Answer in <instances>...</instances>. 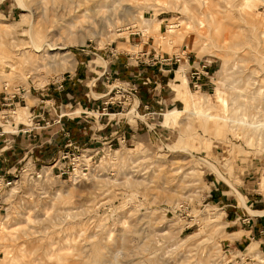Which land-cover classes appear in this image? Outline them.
Returning a JSON list of instances; mask_svg holds the SVG:
<instances>
[{
    "label": "rangeland",
    "instance_id": "1",
    "mask_svg": "<svg viewBox=\"0 0 264 264\" xmlns=\"http://www.w3.org/2000/svg\"><path fill=\"white\" fill-rule=\"evenodd\" d=\"M53 44L69 63L48 64ZM172 55L179 65L160 63ZM0 58V173L12 182L0 264H237L244 253L264 264L252 246H225L219 204L243 207L249 192L264 211V0H0ZM199 60L211 77L195 91ZM51 99L40 127L65 113L81 133L59 130L47 146L57 162L72 143L85 178L1 155V133Z\"/></svg>",
    "mask_w": 264,
    "mask_h": 264
},
{
    "label": "crops",
    "instance_id": "2",
    "mask_svg": "<svg viewBox=\"0 0 264 264\" xmlns=\"http://www.w3.org/2000/svg\"><path fill=\"white\" fill-rule=\"evenodd\" d=\"M202 81L201 85L203 86L205 85V82L202 83ZM44 97H47V94H45ZM50 101H52L53 103L56 102L53 99L49 101L40 100L39 103H36L35 105L30 107L29 113L33 117L29 121L32 122L30 123L31 125H19L21 127L18 126L16 131L1 133V137L7 134L10 135L5 136L6 139H9V146L7 145L3 147L2 152L4 153H2L1 155L8 156V158L11 159L14 164L26 162V164L32 163L33 166L43 167L42 164H47L48 162L55 161L53 157L56 156V154L53 153L51 147L47 146V144H49V140L47 139V137L53 138L54 136H58V134L59 137L64 136V134L59 133V130L67 131L69 133H72V131L81 133L80 127L75 126L79 125L80 121H72L73 119H64L65 116H67L65 113H61L59 116L56 114L58 118H61L59 126L52 127L53 129H45V127H40L41 124L39 123H42L43 120H47V114L50 115L53 110L52 107H47V102ZM62 103H64V101ZM77 106H79L81 109L80 115L89 113V109L88 107H85L84 103L83 106L78 103L75 108H77ZM60 107H62V105H57V108ZM64 107L66 108L67 105H65ZM80 115L77 118H81ZM99 126H101L100 123ZM102 126L103 128H105L106 124H103ZM54 129L55 132H53ZM90 129L94 131L93 127L89 128V130ZM96 130L97 133L91 134L92 140L96 138L98 139L100 137L99 130L101 129L97 128ZM74 135L75 133L72 134L73 137ZM0 142L4 143L5 139L0 140ZM4 150H7V152H5ZM0 161L4 162L5 158H1ZM63 166V163H60L59 161L55 164V166H52V169H61L63 168ZM4 174L9 176L8 174H10V171H4ZM243 197L244 200H246L244 201L243 207H240L238 204H234L233 201L228 200L225 195L224 198L219 200V204H221L222 206L221 210L224 211L223 221L225 224L226 236L224 239L225 246L239 252L242 250L246 251L249 247L252 246L263 255L264 215H261V213H263L264 211L258 209L260 207V202H263V199H260L259 197L255 196L254 193L250 194L249 192H245V195H243ZM239 200L241 199L239 198ZM247 209L252 211L253 214H250ZM254 212L258 213L259 215L255 214ZM249 250L252 251V248H249Z\"/></svg>",
    "mask_w": 264,
    "mask_h": 264
},
{
    "label": "built area",
    "instance_id": "3",
    "mask_svg": "<svg viewBox=\"0 0 264 264\" xmlns=\"http://www.w3.org/2000/svg\"><path fill=\"white\" fill-rule=\"evenodd\" d=\"M160 63L169 66L173 64L179 65L180 58L177 55H172L171 57L160 59ZM189 61V58H187V62ZM209 67L210 63L206 61L199 60L198 62L193 61L192 66H190L189 71L187 72V76L189 79V84L191 85L193 90H200L201 89V81L202 79H210L211 75L209 73ZM121 143H125L124 137L121 139ZM79 149L76 147H73L72 143L68 142V144L65 145L64 151L61 153V155L56 159L57 162L59 161H66V166H63V168L58 169L59 175H71V173H74L77 171V173L82 177L85 178L89 175L92 167L89 162H85L83 160L82 154L79 153ZM57 162H54V166ZM12 182L8 180L7 176L4 173H0V215L5 210V195L7 190L10 188ZM245 254V253H244ZM241 255L236 257L235 261L237 264H252L253 261L250 259V257H242Z\"/></svg>",
    "mask_w": 264,
    "mask_h": 264
},
{
    "label": "bare ground",
    "instance_id": "4",
    "mask_svg": "<svg viewBox=\"0 0 264 264\" xmlns=\"http://www.w3.org/2000/svg\"><path fill=\"white\" fill-rule=\"evenodd\" d=\"M261 1V0H260ZM10 43V42H9ZM10 46H12V48L14 49L15 47H16V45H11V44H9ZM52 46V47H51ZM50 47V49L48 50L49 52H51V53H54V52H56V53H54V54H51L49 57H48V59H49V61H48V64H51V63H53V60L52 59H54V58H56L57 56H58V54H59V59H61L63 62H65V63H69L71 60H70V55H68L67 56V54H63V53H61V52H63V51H65L66 49L64 48V47H56V45H51ZM19 47H20V45H19ZM11 48V47H10ZM17 48V47H16ZM14 52V51H13ZM12 53V52H11ZM68 53V52H67ZM47 55V54H46ZM13 57V56H12ZM46 58V60H47V57H45ZM44 58V59H45ZM0 62H2V59L0 58ZM47 62V61H46ZM4 64V63H3ZM6 65H8V67L10 68L11 66H12V64H7V63H5V66ZM47 66V65H46ZM71 67V66H70ZM11 72V71H10ZM200 114H202V113H200ZM202 116H204V118L206 117L207 118V120L209 119L210 121H212V122H215V121H220V119H219V116H216V115H211V114H205V113H203L202 114ZM85 158V157H84ZM89 159V158H88ZM75 172H77V171H75ZM74 172V173H75ZM74 173H71V174H74ZM80 176V175H79ZM81 177V176H80ZM237 195H238V197L241 199V196L237 193ZM252 213V212H251ZM263 215H264V212L262 213ZM251 251V250H250Z\"/></svg>",
    "mask_w": 264,
    "mask_h": 264
}]
</instances>
